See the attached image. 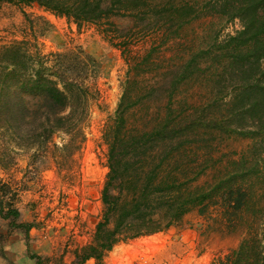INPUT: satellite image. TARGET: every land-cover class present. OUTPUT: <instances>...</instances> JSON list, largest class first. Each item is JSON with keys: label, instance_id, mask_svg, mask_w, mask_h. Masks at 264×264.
I'll use <instances>...</instances> for the list:
<instances>
[{"label": "rangeland", "instance_id": "374dc122", "mask_svg": "<svg viewBox=\"0 0 264 264\" xmlns=\"http://www.w3.org/2000/svg\"><path fill=\"white\" fill-rule=\"evenodd\" d=\"M24 12L43 35L44 54L83 52L94 60L74 76L84 79L96 98L77 145L65 148L70 137L58 133L45 149L15 147L13 161L0 167V264H73L76 251L93 243L101 221L109 173L104 133L123 95L143 100L129 113L131 128L150 129L164 119L168 101L167 92L151 95V90L185 76L174 109L199 111L207 119L219 116L214 80L223 76L226 59L219 66L212 60L220 54L218 43L241 24L201 16L168 35L135 17H113L111 27L79 28L36 3L0 2V46L29 34ZM192 139L199 148L195 186L209 198L169 229L121 243L102 261L85 264H264L263 139L203 126ZM11 210L18 215L8 216Z\"/></svg>", "mask_w": 264, "mask_h": 264}, {"label": "trees", "instance_id": "16d2710c", "mask_svg": "<svg viewBox=\"0 0 264 264\" xmlns=\"http://www.w3.org/2000/svg\"><path fill=\"white\" fill-rule=\"evenodd\" d=\"M17 1L36 3L79 28L111 27L113 17H135L168 35L201 16L241 24L240 30L218 43L220 54L212 60L219 66L226 59L223 76L214 80L220 96L213 104L221 108L219 116L207 119L199 111L184 114L174 109L185 76L175 78L168 88L151 90V95L167 92L168 101L164 119L150 129L131 128L129 113L143 100L123 95L104 133L109 173L102 190L101 221L93 243L76 251L73 264L102 261L121 243L165 231L209 198V192L195 186L199 148L192 137L199 126L264 141V0H0ZM24 16L29 34L0 46V167L13 161L15 147L45 149L58 133L70 137L65 148L77 145L96 98L84 79L74 76L94 60L83 52L44 54L36 21L27 12ZM0 207L4 209L1 202ZM7 215L18 214L11 210Z\"/></svg>", "mask_w": 264, "mask_h": 264}]
</instances>
